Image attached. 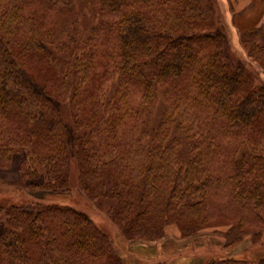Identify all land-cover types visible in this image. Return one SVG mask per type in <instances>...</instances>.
<instances>
[{
	"label": "trees",
	"instance_id": "16d2710c",
	"mask_svg": "<svg viewBox=\"0 0 264 264\" xmlns=\"http://www.w3.org/2000/svg\"><path fill=\"white\" fill-rule=\"evenodd\" d=\"M225 30L213 0H0V169L24 154L20 186L49 195L75 164L79 192L147 251L168 225L256 243L264 27L238 30L243 58ZM44 201L0 203V264H127L86 213Z\"/></svg>",
	"mask_w": 264,
	"mask_h": 264
},
{
	"label": "rangeland",
	"instance_id": "374dc122",
	"mask_svg": "<svg viewBox=\"0 0 264 264\" xmlns=\"http://www.w3.org/2000/svg\"><path fill=\"white\" fill-rule=\"evenodd\" d=\"M213 1L216 15L224 23L225 31L229 34L231 44L236 50L235 55L241 58L245 57L239 45L238 30L264 25V0ZM260 76L264 79L263 70L260 71ZM24 158L25 155L22 153L15 154L9 168L0 169V203L15 204L40 199L45 200L46 203L69 205L84 212L103 233L114 241L117 251L127 264L137 262L141 264L140 261H137V256L151 259L148 264H204L208 260L224 256H232L255 264L256 259L264 256V231L263 236L256 243L248 235L239 244L229 247L225 246L224 236L222 235L225 231L224 228L219 229V231L207 229L201 231L196 237L178 239L179 232L176 226L168 225L165 238L157 245L149 247L151 251L129 242L126 244L105 212L97 208L94 203L79 192L77 185L78 170L75 164L72 165L70 172L69 190L59 194L51 193L47 195L48 193L42 192V190L20 186L19 165ZM33 183L35 181H26L24 185Z\"/></svg>",
	"mask_w": 264,
	"mask_h": 264
},
{
	"label": "crops",
	"instance_id": "0c3cea01",
	"mask_svg": "<svg viewBox=\"0 0 264 264\" xmlns=\"http://www.w3.org/2000/svg\"><path fill=\"white\" fill-rule=\"evenodd\" d=\"M264 23V22H263ZM262 26H264L263 24H262Z\"/></svg>",
	"mask_w": 264,
	"mask_h": 264
}]
</instances>
